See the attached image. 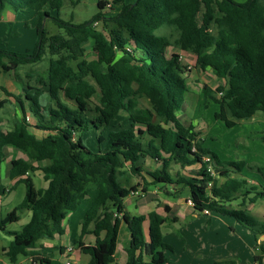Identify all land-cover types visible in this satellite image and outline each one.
<instances>
[{"label":"trees","instance_id":"16d2710c","mask_svg":"<svg viewBox=\"0 0 264 264\" xmlns=\"http://www.w3.org/2000/svg\"><path fill=\"white\" fill-rule=\"evenodd\" d=\"M63 2L0 0V13L9 6L16 12L31 10L36 16L33 49L17 52L0 46V70L15 71L48 54L45 75L35 80L36 86L29 82L22 86V98L3 89L17 101L21 115L11 129L0 127V162L8 144L26 157L13 159L8 173L9 179L24 184V197L0 217V231L12 236L3 247L8 261L15 264L19 256L48 261L39 257L36 245L41 239L62 235L67 214L90 198L80 236L74 241L76 249L89 255L90 264L114 261L122 222L130 234L124 264H167L163 249L169 246L161 232L166 217L155 211L130 215L124 205V198L138 191V186L145 193L158 184L172 196L187 189L195 211L231 216L250 230L257 242L264 236V221L256 220L243 207L264 198V185L243 177L242 162L221 160L203 147L194 126L178 119L188 91L187 67L169 48L195 54L198 69H211L218 79L225 80L215 90L221 94L219 99L206 85L202 87L204 98L218 105L215 119L232 127L236 120L250 119L257 111L264 114V0H112L120 5L116 13L98 11L80 23L60 16ZM106 3L97 0L99 9ZM46 17L62 33H50ZM95 21L101 28L93 26ZM88 40L94 57L79 58L82 44ZM28 72L27 77L34 78L35 72ZM44 94L46 98L41 100ZM142 100L148 106L142 105ZM6 102L7 98L0 99V110ZM28 112L35 118L33 124ZM121 114L128 123H113L104 134ZM30 125L45 135L37 137L29 131ZM87 129H100L97 140L104 142L103 151L94 152L84 144L80 133ZM147 158L158 166L147 170ZM30 161L45 164L35 166ZM171 164L197 168L189 174L172 173ZM251 167L264 176L260 167ZM36 170L42 172L45 187L36 188L30 175ZM134 177H140L141 182L134 184ZM219 178H224L222 183ZM171 185L178 188L170 189ZM5 190L0 185V193ZM232 202H237L238 208L232 207ZM164 209L168 211L169 206L165 204ZM22 210L30 212L28 222L20 230H8L7 225L18 221ZM146 219L147 240L142 231ZM86 234H93L97 242L85 243ZM263 242L257 243L262 253ZM261 259V254L254 255L255 261Z\"/></svg>","mask_w":264,"mask_h":264},{"label":"rangeland","instance_id":"374dc122","mask_svg":"<svg viewBox=\"0 0 264 264\" xmlns=\"http://www.w3.org/2000/svg\"><path fill=\"white\" fill-rule=\"evenodd\" d=\"M107 3L104 8L99 9L97 0H64L60 9V16L65 20H72V22L80 23L89 20L96 12L101 11L104 15H111L116 13L120 5L113 4L112 0H105ZM125 3H133L135 0H124ZM244 2L245 0H236ZM8 9V8H7ZM0 19V46L6 49H13L18 52H24L27 49L32 50L36 42L35 25L36 19L32 17V12L22 11L18 12V19L21 22L15 23L10 15L6 13V8L2 9ZM45 27L50 33H62V29L58 28L50 18H45ZM97 28H101V24ZM84 51L79 58L91 59L94 54L91 50V40L82 44ZM181 62L186 65L184 77L187 83L188 91L185 93L184 106L181 111L177 112L180 119H184L185 124L189 122L194 126L195 135L201 139L200 142L203 147L210 149L221 160L242 162L241 174L247 180L253 183H262L264 185V176H262L255 168L256 165L260 167L264 173V114L257 111L254 116L247 120H236V124L232 127H227L221 120L214 118V113L218 111V105L210 98L205 99L202 91L203 85H206L213 95L219 99L221 94L215 92L218 85H224V79H218L211 69L200 70L195 65L193 55L185 58L181 57ZM48 66V54L43 58L32 64H25L19 66L15 71L10 73L14 85L17 88H22L26 83L36 86L35 80L45 75L44 71ZM33 71L34 78L25 76L27 71ZM36 78V79H35ZM30 94L31 90H27ZM22 97V96H21ZM46 95L41 97L44 100ZM67 104L73 107L72 102ZM142 105L148 106L146 100L141 101ZM14 105L6 102L4 107L0 110L1 116L14 115ZM29 114L31 112H28ZM20 114V113H19ZM21 115V114H20ZM28 115V114H27ZM232 119V118H230ZM113 123L116 126L126 125L128 123L127 117L124 114L119 115L112 121L104 130V134L112 129ZM184 124V125H185ZM99 130L87 129L81 132L84 144L94 152L103 151L104 142H98L97 135ZM42 135L45 132L42 131ZM7 151V150H6ZM6 153V158H7ZM43 163V162H41ZM150 162H148L149 164ZM2 162H0V169ZM154 163L145 168L151 171ZM193 167V166H192ZM189 169H195L196 167ZM3 168V166H2ZM188 170V169H187ZM180 168L177 164H171L170 171L172 173L180 172L189 174L192 170ZM30 175L34 181L36 188H42L46 185L42 172L40 170L31 171ZM140 178V177H139ZM141 178L139 179V183ZM224 178H219L218 183H222ZM0 183L9 191L1 196L0 201V217L4 216L8 211L18 205L24 197V184L21 182L12 184L9 178L4 177L0 173ZM178 188V185H174ZM141 186H139L140 190ZM150 188L149 196L154 195L156 198H166L169 203L177 202L181 196L175 195L173 197H164L165 194L160 189ZM171 189V188H170ZM131 192L130 195L139 194L143 192ZM144 194V193H143ZM93 196V192L91 193ZM185 197V196H184ZM149 199V198H148ZM90 202V198L83 200L75 211L69 213V221L66 222L67 232L61 239L65 244H71L74 238H77L79 220H82L84 211ZM126 209L133 213L134 205L128 202ZM189 207L191 204L187 202ZM155 204V203H154ZM232 207L238 208L237 202L231 203ZM164 203L160 201L157 206H163ZM154 207L150 205L149 209ZM249 215L258 221H264V199L258 200L254 204H246L243 207ZM18 221L7 225L10 231L20 230L22 226L30 219V212L22 210ZM127 228L122 225L119 234V244L128 242L124 238ZM162 240L169 248L163 249L167 257V264H214L215 261H225L227 259H234L236 264H254V255L261 254L262 260L260 263L264 264V253L259 251L260 246L255 241L253 233L241 226L233 217L211 212V214L196 213V216L186 215L179 216L175 222H169L162 228ZM10 235L6 232L0 231V247L8 243ZM264 238V237H263ZM93 239V235L84 236L83 240L89 242ZM53 242L51 239H43ZM58 242L57 239H55ZM262 241V240H260ZM264 243V242H263ZM46 255L49 257L50 264H63L66 260L61 257L57 249H45ZM120 250V248H119ZM23 258L22 256H20ZM119 257V252L117 254ZM0 258L6 262L9 261L7 257L1 254ZM257 262V261H256ZM77 264H90L89 255L78 254L76 260ZM22 264H30L25 261ZM257 264V263H256Z\"/></svg>","mask_w":264,"mask_h":264},{"label":"crops","instance_id":"0c3cea01","mask_svg":"<svg viewBox=\"0 0 264 264\" xmlns=\"http://www.w3.org/2000/svg\"><path fill=\"white\" fill-rule=\"evenodd\" d=\"M4 8H6V13H9V14L11 13L12 14V15H10V17L12 18V20L15 23L21 22V20L18 19V12L14 11L9 6H5ZM31 12H32V17L36 19L35 13L33 11H31ZM0 19H1V15H0ZM9 50H13V49H9ZM13 51H15V50H13ZM169 51L170 52L175 51L176 53H178L180 55V59H181V57L185 58V56L188 57L189 55H190V57L193 55V59L194 60L196 58L195 54H193L191 52L181 51V50H177V49H170V48H169ZM11 72L12 71L3 72V71L0 70V99L7 98V102L12 103L14 105V107H15L14 108V115H8V116H1L0 115V127L3 128V129H11L13 127V125L15 124V122H17L20 119L19 105H18L17 101L13 97L7 96L5 94V92H4V90H6L7 92L12 93L13 95L18 96L19 98H22L23 97L22 88L21 89L20 88H17L14 85L13 80H12V78L10 76V73ZM28 73L29 72L27 71L25 73V76H28ZM183 106H184V103H183ZM183 106H182V108H183ZM26 107H27V103H26ZM26 116L29 119V122L31 124H33L35 122V118H34L33 115H31V113L30 114L28 113V115H26ZM177 117H178V119L183 124H185V122H184L185 120L184 119H180V115H177ZM188 124H192V123L189 122ZM188 124H185V125H188ZM29 131L32 132L33 134H35L37 137H41L42 136V131L36 129L33 125H30ZM196 137L199 138L198 135H196ZM6 153L8 155L7 158H6ZM17 158H23V159H25L26 157H25L24 153H22L21 151H19L18 149H16L14 146L9 145V144L6 145L4 147V159L1 161L3 163V165H1V169H0V173H2L4 175V177L7 176V178H8V173H9V169H10V166H11V161L13 159H17ZM148 162H150V163L148 164ZM30 163H32L35 166H42V165L45 164V162L41 163V162H38V161H30ZM152 163H154L153 169H155L158 166V164L155 163L154 160H152L151 158H147L145 160V165L146 166H150ZM2 166H3V168H2ZM190 167H192V166H188V167H185L183 169H185V170L188 169L187 170V172H188L189 170H192V169H189ZM193 167H196L197 168V165L196 166H193ZM195 169H193V170H195ZM143 175L147 178V180H150V178L147 176V174L143 173ZM139 179H140L139 177H134V179H133L132 182L134 184L135 183H139ZM9 180L11 181L12 184H15V183H18L19 182L17 180V178H15V179H9ZM0 185H2V184L0 183ZM173 187H174V185H171L169 188H172L173 189ZM138 188H139V186H138ZM150 188L151 189L154 188L152 192H155L156 191L155 189H160V191L165 194L164 197H168V198L169 197H173L172 195H169L168 193H166L165 190H164V188H160L159 187V184L158 185H155V186H152V187L150 186L144 194L142 193L141 196L139 194H135V195H130L129 194L127 197H125L124 198L125 211L127 213H129L130 215L147 214L150 211H155L158 214H160L162 216H165L166 217V222L162 224L161 230H162V228L165 227V225L167 223L177 221L178 218H179V216H182V217L183 216H186V215L196 216V213H198L197 211H195L193 209L192 205L190 207L188 206L189 204L187 202H188V199H189V193H188V190L187 189H184L178 195V196H181V197L178 199L177 202L169 203V201L166 198H163V199L160 198L159 199V198L154 197V195H151V197H150L149 196ZM8 191L9 190L6 189L4 193H2V194L0 193V201H1V196L4 195L5 193H7ZM135 192H138V191H135ZM260 200H262V199H260ZM127 201L133 203V205H134V211L135 212L131 213V212H129L126 209V206L128 205ZM160 201H162L164 203V205L167 204L169 206V210L168 211H165L164 205L162 207L161 206L160 207L157 206V204ZM252 204H254V203H252ZM252 204H250V205H252ZM150 205H153V207H154L152 210L149 209ZM203 213L204 214H211V212H208V211H205ZM68 221H69V214H67V216L64 218V220L62 222V226H63V230H64L63 234L62 235H55L54 238L51 239V240H54L53 242L52 241L50 242L49 240L47 242L46 240L41 239L38 242V244L36 245V247H35L34 250L39 253V257L47 258L48 261L40 262L38 260H34L32 258V256H26V257L25 256H22L23 258H21L19 256L18 259H17V263H15V264H22L25 261H29L30 264H50V261H49L50 259L46 255V253H45V251H46L45 249L46 248L47 249H53V248L54 249H57L59 251V253H60V256L61 257L63 256V257L66 258V260L63 262V264H65V262H67V261H69L70 264H77L76 263V260L78 258V254H81V252L78 249L75 248L74 241L76 239H78L79 236H80V232H81V220H79V224H78V227L79 228H78V232H77V238H74L73 239V242L71 244H69V245L68 244H65V243H63L61 241V239L66 235V232H67V230H66L67 229L66 222H68ZM122 225L126 227V225H125L124 222H122L121 225H120V227H119V232H118V237H117V243H116V249H115V253H114V261L111 264H124L125 261H126V248L129 246L130 234H129L128 229H127V231L124 234V238L128 242L127 243L124 242V243L119 244V234H120ZM142 231H143V234L145 236V239L147 240V238H148V220L147 219L142 223ZM86 235L89 236V235H93V234H86ZM86 235H84V236H86ZM84 236H83V238H84ZM263 237H264L263 235L260 236L259 239H258V241H257V243L260 240H264ZM11 239H12V236L10 235V238L8 239V243H9V241ZM55 239H57L58 242H56ZM96 242H97L96 237L93 235V239L91 241L85 242V243L95 244ZM7 244H4V245H2L0 247L1 254L3 256H5L3 254V247L6 246ZM60 247H62V248H60ZM119 248H120V250H119ZM118 252H119V257H117ZM261 260L260 261H257V262L254 260L255 261L254 264H256V263L257 264H262V263H260ZM0 264H8V262H6V261H4V260H2L0 258ZM9 264H11V263L9 262Z\"/></svg>","mask_w":264,"mask_h":264},{"label":"built area","instance_id":"2783aa9c","mask_svg":"<svg viewBox=\"0 0 264 264\" xmlns=\"http://www.w3.org/2000/svg\"><path fill=\"white\" fill-rule=\"evenodd\" d=\"M93 26L94 27H98L99 26V21H95L94 23H93ZM133 193H135V192H133ZM188 202L191 204V201L188 199ZM65 264H70V262L69 261H67V262H65Z\"/></svg>","mask_w":264,"mask_h":264}]
</instances>
